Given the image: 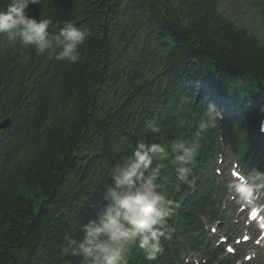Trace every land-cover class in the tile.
I'll return each instance as SVG.
<instances>
[{"label":"trees","instance_id":"16d2710c","mask_svg":"<svg viewBox=\"0 0 264 264\" xmlns=\"http://www.w3.org/2000/svg\"><path fill=\"white\" fill-rule=\"evenodd\" d=\"M220 3L41 0L30 16L90 33L80 60L57 61L45 82L34 56L0 39V121L13 119L0 133V264H80L63 253L66 236L82 239L81 227L103 214L111 167L138 142H187L175 125L180 96L229 114L257 144L264 44L225 19ZM169 158L154 157V167L169 169Z\"/></svg>","mask_w":264,"mask_h":264},{"label":"clouds","instance_id":"9594fccd","mask_svg":"<svg viewBox=\"0 0 264 264\" xmlns=\"http://www.w3.org/2000/svg\"><path fill=\"white\" fill-rule=\"evenodd\" d=\"M41 0H9L0 8V35L21 50L34 48L37 54L54 53L57 61L75 64L80 60V46L90 33L66 21L58 32H50V19H37L28 14L30 6ZM221 113L214 105L203 111L196 139L185 144L183 137L174 139L166 149L153 143L138 142L130 156L114 164L109 172L111 185L107 187V205L102 215L81 227L80 240L66 236L65 255L80 257V264H127L130 245H137L149 261L162 251L161 240L167 238L168 219L172 214V200L162 191L158 182L163 164L153 167L154 157L167 160L170 153L176 168L177 179L188 182L191 165L200 149V137L210 127H215ZM146 129L158 133L159 127L148 122ZM264 134V118L259 123ZM147 173V174H146ZM229 189L245 205H254L264 190V171L253 169L229 185Z\"/></svg>","mask_w":264,"mask_h":264},{"label":"rangeland","instance_id":"374dc122","mask_svg":"<svg viewBox=\"0 0 264 264\" xmlns=\"http://www.w3.org/2000/svg\"><path fill=\"white\" fill-rule=\"evenodd\" d=\"M252 2L253 0H223L222 6L230 13L243 12L246 15L252 12ZM262 9H264V4ZM262 24L264 26V22Z\"/></svg>","mask_w":264,"mask_h":264},{"label":"bare ground","instance_id":"6f19581e","mask_svg":"<svg viewBox=\"0 0 264 264\" xmlns=\"http://www.w3.org/2000/svg\"><path fill=\"white\" fill-rule=\"evenodd\" d=\"M43 79H44V78H43ZM7 140L10 141L9 138H8Z\"/></svg>","mask_w":264,"mask_h":264},{"label":"snow or ice","instance_id":"6c2138e0","mask_svg":"<svg viewBox=\"0 0 264 264\" xmlns=\"http://www.w3.org/2000/svg\"><path fill=\"white\" fill-rule=\"evenodd\" d=\"M229 251H231V249H229Z\"/></svg>","mask_w":264,"mask_h":264}]
</instances>
